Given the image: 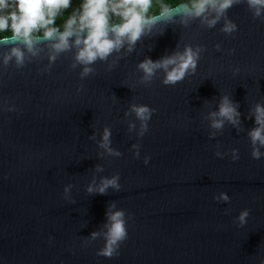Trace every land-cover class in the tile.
<instances>
[{
	"label": "water",
	"instance_id": "obj_1",
	"mask_svg": "<svg viewBox=\"0 0 264 264\" xmlns=\"http://www.w3.org/2000/svg\"><path fill=\"white\" fill-rule=\"evenodd\" d=\"M228 16L238 25L231 36L219 24L169 25L162 35L144 37L135 51L98 61L85 80L79 67H71L74 49L49 72L42 71L49 66L47 46L22 69L0 68V108L18 109L0 111V264H259L264 157L251 156L247 131L254 121L246 117L256 102L264 103V19H254L245 5ZM185 44L205 49L194 75L175 86L161 83L163 73L151 85L138 83L140 61H155ZM8 46L0 45V56ZM235 67L241 72L234 76ZM223 94L239 104L241 130L226 124L210 139L203 117L216 110ZM130 103L156 109L139 140L128 131L134 117H124ZM105 126L112 129V147L122 153L118 158H100L102 150L89 139L95 132L99 140ZM137 142L139 158L131 150ZM217 144L229 155L217 158ZM233 148L239 152L235 162ZM98 164L103 172L95 171ZM116 173L120 191H85L93 178L98 183ZM67 184L74 185V203L63 198ZM221 192L229 203L213 199ZM112 202L132 219L119 256L109 259L96 255L102 239L84 240L103 228ZM245 208L247 223L237 227L233 221Z\"/></svg>",
	"mask_w": 264,
	"mask_h": 264
},
{
	"label": "clouds",
	"instance_id": "obj_2",
	"mask_svg": "<svg viewBox=\"0 0 264 264\" xmlns=\"http://www.w3.org/2000/svg\"><path fill=\"white\" fill-rule=\"evenodd\" d=\"M238 5H245L254 19H264V0H0V45L7 47V51L0 56V68L6 69L10 64L17 70L22 69L30 58L39 55L41 46L50 50L49 66L42 69L51 70V64L63 53L75 50L72 68L79 67V78L85 80L94 74V65L108 62L110 57L135 51L136 45L144 37L153 33L162 35L169 25L179 23L187 27L191 22L199 21L207 29H214L219 24L220 32L226 37L238 31V25L229 18L228 11ZM69 9L71 11L69 12ZM67 13V15H65ZM62 19V24L57 20ZM217 52L221 45L215 46ZM151 50V49H149ZM203 46L185 44L179 45L171 54L157 60L145 57L136 65L137 72L142 75L138 83L151 85L154 77L163 73L161 83L165 86H175L187 77L196 73ZM234 49L229 50L231 54ZM117 61L109 64V69ZM233 75L241 72L239 67L232 69ZM83 86L77 88L79 92ZM0 111L16 112L15 105H5ZM156 109L146 104L130 103L124 117H134L129 120L128 131L135 132L137 139L148 132L149 122ZM208 121L209 138H215L222 132L226 124L240 131L241 112L239 104L230 95L220 96L215 111H210L203 117ZM246 119H252L254 126L247 131V138L251 146L253 159L264 157V103L256 102L249 109ZM138 122V127H137ZM112 129L103 127L99 133L94 132L89 137L96 140L100 158L120 157L122 153L112 147ZM216 145L214 155L223 159L229 155L228 151L221 152ZM140 143H133L131 150L135 158L140 157ZM233 162L239 159L238 149L230 150ZM150 157L145 156L143 163L148 165ZM96 172H103L102 165H97ZM120 175L102 176L99 182L93 178L85 191L89 195H105L109 189L120 191ZM73 184L63 188V198L70 203L75 201L71 197ZM217 202L229 203L230 196L221 192L213 196ZM250 215L249 209L241 210L235 217L237 227H243ZM132 217L125 210L117 207L116 202L108 205L105 212V222L99 231H93L84 244H91L98 239L103 240V246L96 252L97 256L113 258L119 256L121 245L128 238V221ZM51 243V238H49ZM74 254L73 249H69ZM259 264H264V258Z\"/></svg>",
	"mask_w": 264,
	"mask_h": 264
},
{
	"label": "trees",
	"instance_id": "obj_3",
	"mask_svg": "<svg viewBox=\"0 0 264 264\" xmlns=\"http://www.w3.org/2000/svg\"><path fill=\"white\" fill-rule=\"evenodd\" d=\"M77 4H78V0H77ZM70 11H71V9H69V12ZM65 15H67V13ZM56 23L57 24H62L63 23V20L62 19H58Z\"/></svg>",
	"mask_w": 264,
	"mask_h": 264
}]
</instances>
